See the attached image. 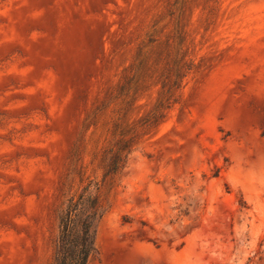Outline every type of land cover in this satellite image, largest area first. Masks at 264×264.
I'll use <instances>...</instances> for the list:
<instances>
[{
  "label": "rangeland",
  "instance_id": "374dc122",
  "mask_svg": "<svg viewBox=\"0 0 264 264\" xmlns=\"http://www.w3.org/2000/svg\"><path fill=\"white\" fill-rule=\"evenodd\" d=\"M88 198V264H264V0H0V264Z\"/></svg>",
  "mask_w": 264,
  "mask_h": 264
},
{
  "label": "trees",
  "instance_id": "16d2710c",
  "mask_svg": "<svg viewBox=\"0 0 264 264\" xmlns=\"http://www.w3.org/2000/svg\"><path fill=\"white\" fill-rule=\"evenodd\" d=\"M82 200V199H81ZM70 202L60 217L55 264H88L94 250L93 228L100 217L96 199Z\"/></svg>",
  "mask_w": 264,
  "mask_h": 264
}]
</instances>
